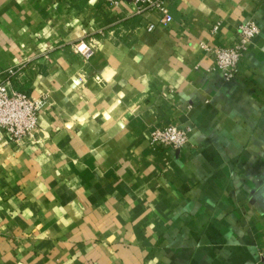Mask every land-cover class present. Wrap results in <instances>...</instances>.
Listing matches in <instances>:
<instances>
[{
	"label": "crops",
	"instance_id": "obj_1",
	"mask_svg": "<svg viewBox=\"0 0 264 264\" xmlns=\"http://www.w3.org/2000/svg\"><path fill=\"white\" fill-rule=\"evenodd\" d=\"M165 6L167 24L132 0H0V81L45 100L31 139L0 132V264L264 255V0ZM249 20L260 32L225 81L213 50ZM170 125L188 144L153 146Z\"/></svg>",
	"mask_w": 264,
	"mask_h": 264
},
{
	"label": "built area",
	"instance_id": "obj_2",
	"mask_svg": "<svg viewBox=\"0 0 264 264\" xmlns=\"http://www.w3.org/2000/svg\"><path fill=\"white\" fill-rule=\"evenodd\" d=\"M117 3L118 0H106ZM136 13L140 16L151 12H159V23L167 24L172 16L167 12L165 0H132ZM157 27L154 21H148L145 28L153 31ZM218 26L214 27L217 32ZM260 32L258 23L249 20L242 23L238 29V43L230 47H218L214 52V70L220 71L225 81L233 80L239 71V62L243 58L249 44ZM206 47L205 45H203ZM75 51L84 59L94 54V47L85 39L75 43ZM45 100L36 98L23 91L13 89L6 80L0 81V132L9 134L17 143L31 139L38 130V114L44 106ZM190 128H180L170 125L157 127L151 132V143L155 147H170L175 150L183 148L189 142ZM0 135V141L2 140ZM257 264H264V255Z\"/></svg>",
	"mask_w": 264,
	"mask_h": 264
}]
</instances>
